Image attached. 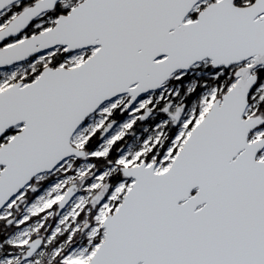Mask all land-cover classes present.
I'll return each instance as SVG.
<instances>
[{"label":"snow or ice","instance_id":"snow-or-ice-1","mask_svg":"<svg viewBox=\"0 0 264 264\" xmlns=\"http://www.w3.org/2000/svg\"><path fill=\"white\" fill-rule=\"evenodd\" d=\"M0 264H264V0H0Z\"/></svg>","mask_w":264,"mask_h":264}]
</instances>
